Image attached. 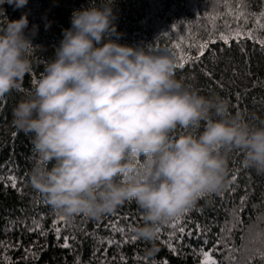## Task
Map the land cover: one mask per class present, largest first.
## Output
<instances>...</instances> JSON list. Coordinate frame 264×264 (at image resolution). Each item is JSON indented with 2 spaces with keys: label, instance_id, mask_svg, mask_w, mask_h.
<instances>
[{
  "label": "clouds",
  "instance_id": "clouds-1",
  "mask_svg": "<svg viewBox=\"0 0 264 264\" xmlns=\"http://www.w3.org/2000/svg\"><path fill=\"white\" fill-rule=\"evenodd\" d=\"M28 2L0 0V9ZM114 4L90 0L72 12L33 91L12 109V124L30 136L28 182L56 215L99 220L134 202L143 222L132 232L151 259L165 225L225 188L232 152L264 175V123L230 115L227 97L178 79L167 49L119 43ZM28 25L23 12L0 26V99L21 89L34 53L44 50L32 42L38 26Z\"/></svg>",
  "mask_w": 264,
  "mask_h": 264
},
{
  "label": "trees",
  "instance_id": "trees-1",
  "mask_svg": "<svg viewBox=\"0 0 264 264\" xmlns=\"http://www.w3.org/2000/svg\"><path fill=\"white\" fill-rule=\"evenodd\" d=\"M90 0H29L26 7L14 10L5 4L0 9V26L6 18L19 19L23 12L28 13V30L38 26L32 37L34 45L43 46L33 55V72L27 75L19 90L0 99V257L5 252L12 264H122L121 255L126 264H137L135 257H145L143 250L148 245L138 240L135 244H124L133 232L128 231L142 223V213L134 202H128L113 214L99 220L83 216L71 221L74 228L58 221L61 239L58 241L52 230L57 216L43 197L28 182V172L35 162L30 136L17 130L12 124V109L29 92L33 91V80L43 72L45 62L54 55L64 29L70 27V17L74 10L87 7ZM236 8L249 15L240 19L239 27L244 31L253 30L257 38H264V30H258L256 17L264 11V0H251L246 7L231 0H115L113 11L117 31L123 35L119 43L136 45L143 43L159 51L167 49L180 63V53L195 56L198 49L188 45H198L213 32L229 33L237 28L232 13ZM50 24L49 27H45ZM26 30V31H28ZM115 39V37H113ZM180 44V47L175 45ZM241 49H244L242 52ZM211 73V76L205 73ZM176 77L202 95L219 94L230 101V115L240 113L245 120L258 126L264 123V47L254 40L232 41L230 46L222 41L210 46L205 55L196 62L189 61L183 68L176 67ZM239 93V96L237 94ZM15 134V135H13ZM243 155L239 150L231 153L230 173L225 188L210 196H205L191 211L181 226L192 231V235H183L169 224L161 229L157 244L159 252L154 258L168 264H199L203 259L199 250L213 249L217 239L221 241L213 257L220 264H227L231 256L239 264H261L256 254L260 246L256 241L257 233L264 232V175L245 168ZM237 180L232 183L233 175ZM10 175L17 177V188L11 187ZM230 188H235L233 192ZM241 197L246 202L241 204ZM243 208V212L238 210ZM196 209H203V213ZM236 210V215H233ZM127 216V220L123 217ZM33 219L42 225L48 235L42 236L33 228ZM124 233L113 232L109 225L117 223ZM199 224L204 232H197ZM231 229V232L221 231ZM175 231L171 243L176 249L173 253L166 243L169 234ZM92 234V235H89ZM69 237L70 248H63V237ZM75 237V239H73ZM104 238V243L100 239ZM107 238L119 242L111 246ZM208 243L205 244L204 240ZM227 244L233 251L229 252ZM31 249L35 256L26 253ZM98 249V251H97ZM105 249L107 253L105 255ZM115 258V259H113ZM0 264H5L0 260Z\"/></svg>",
  "mask_w": 264,
  "mask_h": 264
},
{
  "label": "snow or ice",
  "instance_id": "snow-or-ice-1",
  "mask_svg": "<svg viewBox=\"0 0 264 264\" xmlns=\"http://www.w3.org/2000/svg\"><path fill=\"white\" fill-rule=\"evenodd\" d=\"M231 2L232 3H239L242 7H246L248 4L251 3V0H231ZM232 15H233V18L237 21V25H238L234 31H230L229 33L219 32L218 34L216 32H213L212 35H210L208 39L202 40L198 45H194V44L190 43L188 45V47L189 48L196 47L198 49L197 54L195 56H192L190 54H185L183 51H181L180 63H178L177 67L183 68L185 66V64L189 61H192V62L199 61L205 55V52L210 49V46L217 43V40L222 41L225 45L230 46L232 41L239 42L242 39H248V40H254L256 43H258L259 45L264 47V38H257L254 35L253 30L244 31L243 29H241L239 27L240 19L245 17V16H248L249 14L247 12L242 11L241 8H236L235 11L232 13ZM251 15H254L256 17L255 22H256L257 29L258 30H264V11H261L259 14H251ZM175 46L180 47V44L178 43ZM241 51L243 52L244 49H241ZM205 74L211 76V73L206 72ZM33 81H35V79ZM237 96H239V93L237 94ZM13 135H15V134H13ZM237 176H238V173L233 175L232 183L236 182ZM8 180L11 182L12 188H14V189L17 188V177L15 175H10L8 177ZM230 190L234 192L236 189L230 188ZM240 202L243 205L246 202V197H241ZM45 203H47V202L45 201ZM192 210H193V208L187 210L182 215L175 217L172 221L169 222V225L173 230L177 229V227H178V231L181 234V239L183 238L184 234H187L189 236H191L193 234L192 231L186 230V228L184 226H181V221L187 220ZM196 210L200 211L201 214L203 213V209H196ZM238 211L243 212L244 209L240 208ZM113 215L115 216L116 213H113ZM233 215L234 216L236 215V210H234ZM123 218L125 220H127V216H124ZM58 221L64 222V224L70 228H74L75 225L72 224L70 221H68L65 217L57 216V220H55L53 222L52 230L54 231L56 239L59 241L61 239V228L57 226ZM117 224H118V220H117V223L111 224L109 226L111 227L113 232L124 233L125 229L123 227H117ZM33 225H34L33 228L28 229L29 231H39L40 235L45 236V237L48 235V232L43 231L42 225L39 222H37L35 219H33ZM132 229L133 228H132L131 224H129L128 225V231L132 232ZM196 230H197V232H204L205 231V229H202L199 224L196 225ZM221 231L222 232L223 231L231 232V229H221ZM159 233H161V230ZM89 235H92V234H89ZM175 235H176V233H175V231H173L172 233L169 234L167 241H162L163 243L167 244V246L169 247V249L173 253L176 252V249L173 247L171 241ZM73 239H75V237H73ZM63 240H64V243L60 246L63 248H70L71 246L68 242L69 237L65 236V237H63ZM137 241L138 240L135 237V235H132L130 237V240L124 239L122 242L124 244H128L130 242L135 244ZM256 241H258L259 245H260L256 249V254L259 257L261 264H264V232L257 233ZM99 242L101 244L104 243V238H101ZM107 243L109 246H111V245L117 244L119 242L115 241L112 238H107ZM204 243L205 244L208 243L207 239L204 240ZM220 243H221V241L219 239H217L216 244L213 245V249H209V250L205 251L203 248H201L199 250V255L202 256L203 259L200 260L199 264H220V262L218 260H216L212 255L213 250L219 249ZM3 246H4L3 243L0 242V247H3ZM224 247L229 252L233 251L231 248L228 247L227 244H225ZM25 251H26V253H28L32 256H35V253H33L30 248L26 249ZM97 251H98V249H97ZM106 253H107V249H105V255H106ZM113 259H115V258H113ZM126 259H127L126 257L121 255L122 264H126ZM135 259L137 261V264H158L157 261L149 260L147 257L137 256V257H135ZM0 260H3L5 262V264H12L11 258L6 255V252L2 257H0ZM77 264H80L79 257H77ZM101 264H106V262L101 261ZM160 264H168V261L164 260V261L160 262ZM227 264H234V258L230 256L228 258ZM235 264H239V261H235Z\"/></svg>",
  "mask_w": 264,
  "mask_h": 264
}]
</instances>
